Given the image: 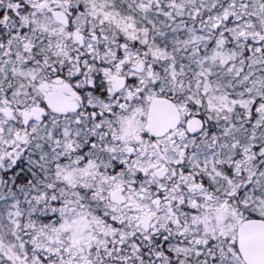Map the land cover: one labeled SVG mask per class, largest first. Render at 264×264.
<instances>
[{
    "label": "snow or ice",
    "instance_id": "1",
    "mask_svg": "<svg viewBox=\"0 0 264 264\" xmlns=\"http://www.w3.org/2000/svg\"><path fill=\"white\" fill-rule=\"evenodd\" d=\"M0 264H264V0H0Z\"/></svg>",
    "mask_w": 264,
    "mask_h": 264
}]
</instances>
